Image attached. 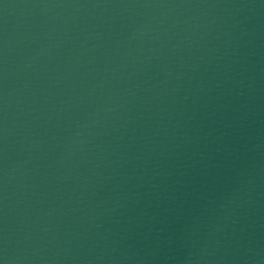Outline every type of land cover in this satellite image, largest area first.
Segmentation results:
<instances>
[{
	"label": "water",
	"instance_id": "95a60500",
	"mask_svg": "<svg viewBox=\"0 0 264 264\" xmlns=\"http://www.w3.org/2000/svg\"><path fill=\"white\" fill-rule=\"evenodd\" d=\"M0 264H264V0H0Z\"/></svg>",
	"mask_w": 264,
	"mask_h": 264
}]
</instances>
